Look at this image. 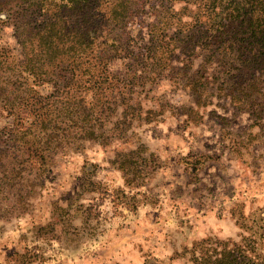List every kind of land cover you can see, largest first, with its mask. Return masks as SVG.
<instances>
[{
  "label": "rangeland",
  "instance_id": "1",
  "mask_svg": "<svg viewBox=\"0 0 264 264\" xmlns=\"http://www.w3.org/2000/svg\"><path fill=\"white\" fill-rule=\"evenodd\" d=\"M16 20L0 15V54L7 48L22 60ZM130 21L132 48L148 45L141 19ZM189 57L193 69L188 72L204 74L203 57ZM124 59L111 67L122 82ZM184 59L175 50L174 73ZM164 71L147 82L138 100L142 119L123 128L126 142L114 138L105 146L85 140L81 150H68L45 164H18L10 158L13 151L0 146V155L7 156L0 157V264H196L193 243L208 237L238 243L263 235L264 253V111L254 121L217 93L197 105L181 74L177 80L169 67ZM213 88L217 91L216 84ZM30 89L44 96L54 91L51 83L31 80L24 97L36 95ZM1 107L0 102L4 129L11 116ZM115 115L105 121L107 135ZM140 145L155 155L160 168L144 186L130 190L112 161L116 153ZM135 201L131 209L127 203Z\"/></svg>",
  "mask_w": 264,
  "mask_h": 264
},
{
  "label": "trees",
  "instance_id": "2",
  "mask_svg": "<svg viewBox=\"0 0 264 264\" xmlns=\"http://www.w3.org/2000/svg\"><path fill=\"white\" fill-rule=\"evenodd\" d=\"M2 14L17 17L14 25L22 29L15 31L23 46L22 60L9 55L7 48L0 54L1 109L11 116L10 126L0 129V146L12 150L10 158L18 164L53 162L68 150H81L85 140L105 146L114 138L126 142L129 135L123 128L142 119L138 100L147 82L168 67L177 80L181 74L197 105L217 93L253 120L263 118L264 0H0ZM151 15L153 20L146 22ZM133 18L141 19L148 45L132 48ZM177 49L188 59L174 73L178 68L171 67L172 54ZM193 55L203 57L201 76H195L196 70L188 72ZM121 56L128 59L123 82L111 71ZM31 80L51 83L54 91L44 96L30 89L36 95L26 98L23 88ZM113 115L117 119L107 135L105 121ZM146 153L140 145L116 153L112 161L130 190L144 186L160 168L155 155ZM40 177L38 173L36 179ZM117 192L124 195L123 190ZM127 204L131 209L138 205ZM262 241L263 235L238 243L208 237L193 243L192 260L264 264Z\"/></svg>",
  "mask_w": 264,
  "mask_h": 264
}]
</instances>
